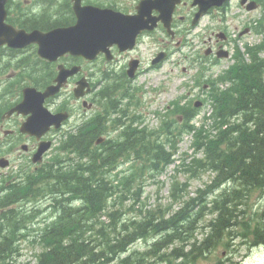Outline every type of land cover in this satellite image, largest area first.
Masks as SVG:
<instances>
[{
	"label": "trees",
	"instance_id": "trees-1",
	"mask_svg": "<svg viewBox=\"0 0 264 264\" xmlns=\"http://www.w3.org/2000/svg\"><path fill=\"white\" fill-rule=\"evenodd\" d=\"M253 57V63L239 66L230 72L233 78L231 87L224 91H211L217 109L214 117L216 135L211 137L204 135L203 131L196 132V149L202 150L205 157L194 160L197 165L195 168L216 172L210 187L219 188L223 184H231L233 188L231 191L224 190L219 198L214 199L218 217L210 223V232L202 241L192 242L189 250L182 246L169 253L162 251L177 239L191 242L194 225L200 214L195 210L197 203L188 202L168 218L165 215L159 218L150 212L141 220L131 218L124 222H121L122 212L119 209L109 213L111 223L96 227L99 218L97 213L104 207L105 210L108 208V200L114 195L116 186L106 176L97 178L93 161L86 165L77 164L67 172L52 170L54 165H51L41 174L44 176L42 180L36 182L42 184L46 196H51L54 212L53 219L51 216L42 231L44 247L37 264H109L113 261L114 264H200L201 258H206L219 246L229 249V235L238 224L237 203L253 190L264 187V60L259 61L257 53ZM177 111L186 117L180 133L192 132L195 127L190 121L197 111L191 108H178ZM235 117L240 120L232 121ZM148 135H142L138 152L134 144L135 135H127L122 144L118 145L119 148L113 146L109 154L105 152V159L111 157L114 150L116 154L122 155V150L132 149L136 151L137 157L147 156L152 169L164 170L172 161L173 152L166 151V141L161 143ZM89 137L88 134L70 137L64 148H77L76 145H80L79 150L86 152L90 141L96 136ZM167 142L176 147L177 141L175 144L172 139ZM113 163L105 161V165H111V168ZM126 179L128 181L129 178ZM32 191V185L10 191L2 198V202L14 200V195L19 192L15 200H29L33 196ZM41 192L39 190L34 197ZM198 199L202 200L203 197ZM76 200L83 202L77 204ZM201 205L203 208L207 206ZM14 211L19 213L21 210ZM3 216H6V212ZM8 218L15 221L16 226L19 224L16 215H9ZM25 220L22 219L21 224ZM254 220V217L247 219L244 228L251 226ZM252 230L255 244L264 240V228L260 222ZM21 236H25V233L17 229H12L10 235L0 232V264H13V254L18 249L14 243ZM153 236L154 240L147 249L129 251L130 246L139 239L147 240ZM228 260L219 258L214 264H226ZM229 263L236 264L232 260Z\"/></svg>",
	"mask_w": 264,
	"mask_h": 264
},
{
	"label": "rangeland",
	"instance_id": "rangeland-1",
	"mask_svg": "<svg viewBox=\"0 0 264 264\" xmlns=\"http://www.w3.org/2000/svg\"><path fill=\"white\" fill-rule=\"evenodd\" d=\"M241 23L239 19L235 20L228 24L230 34L233 33L234 28H238L236 30V37H238V31H240ZM217 24H209L208 20L205 19L199 25L192 37H190V44L185 46L182 50L175 52L168 61H166L161 67L152 69L151 68V58L156 50L155 43H152V40L144 41L140 43L138 48L130 53L129 55H119L114 63L110 66L114 67L116 70H121L125 61L131 58L138 56L141 59V73L134 80V84L143 85L147 92H143L142 103L139 106V112L146 116V124L152 128H156L160 125L161 119L155 114L156 110L164 111L165 106L167 104L177 98L180 95L189 93L187 101L197 99L198 95H200V89L195 87H190L193 83L192 77L196 73V68L191 66V58L193 56H198V52L204 53L206 44L205 39H208V36L211 35L213 28H216ZM231 26L233 28H231ZM216 30V29H215ZM241 43L248 42L250 40L249 35H243L239 39ZM239 42V43H240ZM240 43V44H241ZM203 46V47H202ZM230 46V45H229ZM202 47V48H201ZM188 57V58H187ZM229 60H223L219 64L213 65L211 69L206 71L207 75L213 74L214 76L225 69L229 63ZM99 63H95V70L99 66H108L107 63L102 65L100 61ZM185 83L189 84V87L185 86ZM156 87L155 89H153ZM159 88V89H158ZM211 112V105L209 103H205L198 115L195 119V124L197 126L202 125L205 120V115ZM21 118H14V123L16 121H20ZM237 120V119H235ZM211 121L206 122V127H210L209 124ZM60 139L57 138L54 141L53 148L46 154L48 159L53 151H56L54 147L59 143ZM193 136L186 135L178 144L179 150L176 155V162L167 167V169L162 172L157 178L152 176L154 171H141L138 170V175L144 176V193L141 197V201L137 204H134V198L130 199H120L123 200V203H116L114 208L118 206L124 210V219H130L135 217L137 219L143 218L148 211L156 212L157 215H161L165 213L167 216L172 215L175 211H178L184 206V202L198 197L202 191L207 189V186L212 183V179L215 174L211 171H206L200 175V177H191L190 172H188V167L181 166L183 162L189 165L191 158L190 156L194 153L193 148ZM22 152V153H21ZM186 153L188 155H186ZM15 161L10 169L4 170L11 172L16 169H20L23 165V169H26V166H29L28 160L30 161L29 153H24L21 149L16 151ZM199 156L203 154H198ZM198 156V157H199ZM186 159V160H184ZM31 164V163H30ZM130 162H125V164L121 165L118 169L113 170L110 173L111 179H116L115 183L120 185L121 189H125L127 186L123 182V174L120 173L118 178H115L116 173L120 170L127 169L130 166ZM33 169V167L29 168ZM6 173L0 174V176H4ZM178 181L179 184L177 188H175L176 196H172L173 192V182ZM138 188V184L134 185L133 190ZM224 188H227L228 191H231L232 185L225 184L223 188L214 191L213 193L205 195V202L207 204V208L203 210V212L199 215L193 236L191 238V242L186 243L181 239L175 240L169 247L163 248V251H167L168 253L172 251L173 248L176 247H184L186 250H189L192 247V242L196 239L201 241L202 238L207 234L209 228L210 221L216 216V214L212 213L215 203L213 201V197L223 191ZM134 207V208H133ZM237 207L250 211L249 214H252L256 211H262L264 209V191H253L249 198H247V205L240 206L237 203ZM200 206L197 204L195 208L196 211H199ZM239 209V210H240ZM238 212L240 213V211ZM246 213H243L239 218H244ZM103 221L108 222L103 216ZM205 229V230H204ZM241 230V229H240ZM23 239L20 242V254L16 258L18 264H23L25 262L30 261L32 264H35L37 261L36 254L40 252L41 245L39 243H32L31 239ZM241 238H237L235 241H239ZM148 244L145 240H140L136 242L132 247H139L140 249H144L148 247ZM224 247L219 248L215 253L209 255L207 259L201 260L202 264H212L219 255L222 254ZM245 250H242V254H244ZM239 257H234L233 259H237ZM242 264H264V244L261 246L255 247L250 252L248 257H245L242 261Z\"/></svg>",
	"mask_w": 264,
	"mask_h": 264
},
{
	"label": "water",
	"instance_id": "water-1",
	"mask_svg": "<svg viewBox=\"0 0 264 264\" xmlns=\"http://www.w3.org/2000/svg\"><path fill=\"white\" fill-rule=\"evenodd\" d=\"M3 6L4 0L0 3V19L3 18ZM83 17L78 23V35L77 39H81L82 45L88 47L94 51H103L108 50V47L117 43L120 44L123 49L128 46H133L136 32H134V22L130 21L127 23V29L124 31L121 22L115 19L112 14H107L104 10L102 11H84L82 13ZM8 27L3 23L0 24V39L7 32ZM23 36H19L15 40L21 39ZM14 40V41H15ZM159 57L157 60H159ZM156 60V61H157ZM138 66V61H134L130 74H134V70ZM56 89L55 87L52 88ZM28 111L33 112V116L27 122V129L38 132L44 124H51L52 120L49 118L48 114L45 113V110L41 106V101L38 100V97L33 93L29 92L27 94V100L24 102ZM43 132V131H41ZM48 145H45L41 148L40 152L36 156L47 149ZM41 159V156L38 158Z\"/></svg>",
	"mask_w": 264,
	"mask_h": 264
},
{
	"label": "flooded vegetation",
	"instance_id": "flooded-vegetation-1",
	"mask_svg": "<svg viewBox=\"0 0 264 264\" xmlns=\"http://www.w3.org/2000/svg\"><path fill=\"white\" fill-rule=\"evenodd\" d=\"M140 1L141 0H108L107 3H110L113 7H120L126 13H132L135 8V5L139 3ZM188 3H189V0H183V4L181 6H178L179 10L176 12L177 22H188L191 20L189 16L190 14H193L194 11L189 9L187 11V15L183 14L184 13L183 8L188 7ZM72 9H73L72 5L68 6V10L63 9V8L61 9V5L59 4L58 10L55 12L54 17L64 16L66 18H70L71 20H73L75 18V13H74V10ZM38 19L41 20L42 22H46L47 16L45 15V13H42L41 15L38 16ZM24 57H25L24 63L26 65V70L28 72L30 70L39 69V67L30 68V55L28 53L24 54ZM74 61H77V60H74ZM90 65H91V70H92L93 64L90 63ZM64 109H65V106H62V110Z\"/></svg>",
	"mask_w": 264,
	"mask_h": 264
},
{
	"label": "bare ground",
	"instance_id": "bare-ground-1",
	"mask_svg": "<svg viewBox=\"0 0 264 264\" xmlns=\"http://www.w3.org/2000/svg\"><path fill=\"white\" fill-rule=\"evenodd\" d=\"M233 119H234V120H235V119H237V120H240V118H239V117H235V118H233Z\"/></svg>",
	"mask_w": 264,
	"mask_h": 264
}]
</instances>
